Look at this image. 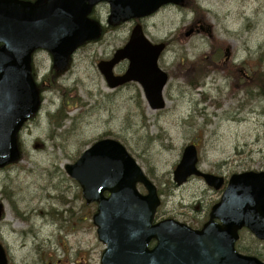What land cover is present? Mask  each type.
<instances>
[{"label":"rangeland","instance_id":"1","mask_svg":"<svg viewBox=\"0 0 264 264\" xmlns=\"http://www.w3.org/2000/svg\"><path fill=\"white\" fill-rule=\"evenodd\" d=\"M193 1L205 11L216 37L231 46L230 61L249 72H264V0H189ZM97 12L107 26L109 4H101ZM194 17V10L168 5L143 22L149 39L169 41L159 60L171 73L162 110L148 106L136 83L110 89L98 69L100 60L126 43L122 38L129 23L109 28L101 40L81 48L58 77L61 90L43 86L45 111L25 131L23 160L0 169V198L6 208L0 238L10 254L9 264H101L106 245L92 220L97 205L86 204L80 185L65 170L100 137L120 140L162 190L159 218L173 217L195 228L207 220L221 190L198 177L182 186L174 183L173 171L186 145H198L204 171L226 177L264 171L262 92L238 84L219 69L196 89L182 69L210 51L204 35H186ZM33 62L36 80L42 82L53 60L42 51ZM62 99L68 100L66 108L74 109L67 115L78 119L56 130L48 112H55ZM139 189L145 193L143 186ZM53 209H62L61 214H52ZM237 246L264 260V242L248 231L241 232Z\"/></svg>","mask_w":264,"mask_h":264},{"label":"water","instance_id":"2","mask_svg":"<svg viewBox=\"0 0 264 264\" xmlns=\"http://www.w3.org/2000/svg\"><path fill=\"white\" fill-rule=\"evenodd\" d=\"M98 1L0 0V166L20 159L17 133L40 106L31 73L33 52L38 48L50 50L57 67L64 69L79 44L98 37V24L87 17ZM108 1L112 21L118 22L147 16L166 3L181 4L185 0ZM165 47V43L146 40L138 24L131 40L98 67L111 88L139 82L151 108L160 109L166 105L163 89L169 80L158 64ZM226 54L229 59V48ZM124 59L130 62L128 70L115 75L114 66ZM197 163L198 151L191 144L174 170L175 182L181 185L197 175L220 189L224 178L201 171ZM66 170L81 184L87 203L98 202L93 222L99 239L106 244L101 264H264L236 249L239 231L244 227L264 240V171L233 174L220 201L211 208L209 221L202 229H193L171 218L154 222L161 203L157 187L115 139L95 142ZM138 183L145 186L147 194L138 190ZM153 240L157 243L150 248ZM0 264H8L1 243Z\"/></svg>","mask_w":264,"mask_h":264},{"label":"flooded vegetation","instance_id":"3","mask_svg":"<svg viewBox=\"0 0 264 264\" xmlns=\"http://www.w3.org/2000/svg\"><path fill=\"white\" fill-rule=\"evenodd\" d=\"M33 1H36V0H33ZM99 6L100 5L95 6L92 9V12H91L90 15H91V18L102 22L103 25H102L101 36H102V34H104V36H105V34H106V32L108 31L109 28L110 29H115V28L121 26L122 24L129 23L130 27L128 28L127 35L124 36L122 38V40H130V35H131V32H132L133 24L130 23V22H125V23H120V24L117 23V24H112V25L108 24L107 26H105L104 22L101 20L100 16L98 15V12H97ZM108 20H110L109 17H108ZM189 30L192 31V35H204L207 40L216 39V34H215V31H214V27L206 19L205 20H202V19L192 20L190 22V24H189ZM145 31L147 32L146 28H145ZM101 39H102V37L99 40H101ZM150 40H154V39L150 38ZM209 53H211V51H209ZM221 56H222V60L221 61H223V63H224V60H225L224 59L225 58L224 49L223 50L221 49ZM110 57L111 56H109L108 58H110ZM233 62H234V64H238L235 61H233ZM127 67H128V61L125 60V61H122L121 63H119L116 66L115 71L118 74L124 73L125 70L127 69ZM239 70H240V76L238 78H236L234 76L233 71L229 72L226 76L233 78L234 81H239L238 84H240L241 82H243L244 84H247L248 82L252 83L254 81L255 76L253 75L252 72H249L248 70H243L242 68H240Z\"/></svg>","mask_w":264,"mask_h":264},{"label":"trees","instance_id":"4","mask_svg":"<svg viewBox=\"0 0 264 264\" xmlns=\"http://www.w3.org/2000/svg\"><path fill=\"white\" fill-rule=\"evenodd\" d=\"M190 7L199 15L202 16L203 15V10L199 7V5H197L194 1L192 3H190ZM213 42L215 43V47L217 48L216 50H219V48L222 46V42L218 41V40H213ZM188 63V60L185 61ZM206 60L205 59H199L197 61H195L194 63H192L190 66L188 67L187 65H183L182 69L186 71V75H188L189 77V82L191 85H193L194 87L198 86L201 83V80L205 77L206 74V64H205ZM212 62V61H211ZM213 64V63H211ZM215 65V64H213ZM188 71V72H187ZM260 81V88L264 91V78L262 76H260L259 78ZM58 119H61V121L67 117L65 112L60 114H57Z\"/></svg>","mask_w":264,"mask_h":264}]
</instances>
